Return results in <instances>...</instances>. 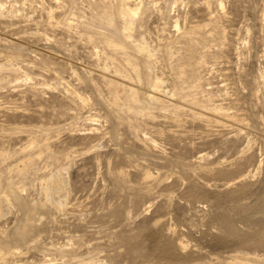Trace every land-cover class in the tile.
I'll return each mask as SVG.
<instances>
[{
	"label": "rangeland",
	"instance_id": "1",
	"mask_svg": "<svg viewBox=\"0 0 264 264\" xmlns=\"http://www.w3.org/2000/svg\"><path fill=\"white\" fill-rule=\"evenodd\" d=\"M236 263L264 264V0H0V264Z\"/></svg>",
	"mask_w": 264,
	"mask_h": 264
},
{
	"label": "bare ground",
	"instance_id": "2",
	"mask_svg": "<svg viewBox=\"0 0 264 264\" xmlns=\"http://www.w3.org/2000/svg\"><path fill=\"white\" fill-rule=\"evenodd\" d=\"M127 0H125V2H126ZM128 3V2H127ZM131 3V2H130ZM123 4V3H122ZM126 4V3H125ZM137 4V3H136ZM128 5V4H127ZM130 5V4H129ZM137 7V6H136ZM135 8V7H134ZM137 10L138 9H131L130 7H128L127 6V8L126 9H124V8H122V14H124V15H126L127 17H128V21H127V23H128V26H126L125 27V31H127L128 29H129V27H130V24H132V20L134 19L133 17L135 16V14H137ZM120 12H121V10H120ZM121 14V13H120ZM121 14V15H122ZM106 15V14H105ZM107 16V15H106ZM125 16V17H126ZM104 17V16H103ZM108 18V17H107ZM104 19V18H103ZM106 22H107V19H106ZM125 23V22H124ZM125 25H126V23H125ZM131 28V27H130ZM109 43V42H108ZM140 46V45H139ZM139 46H138V48L137 49H139ZM141 49V53L143 54L144 53V55H146V57H145V60H144V62L142 63L143 65H144V67H148V62H149V59L148 58H150V54H152V53H150L149 52V49H147L146 47H141L140 48ZM136 50V49H135ZM138 51V50H137ZM139 52V51H138ZM152 52V51H151ZM141 55V54H140ZM141 63V62H140ZM150 64V63H149ZM151 65V64H150ZM147 71V70H146ZM138 72V71H137ZM153 78H155V77H153ZM153 80H155V79H153ZM158 80V79H157ZM155 81V82H152V84H151V82L149 83V84H151V90H152V93L151 92H149V93H151V94H147L146 96H145V101L146 100H152V101H154V102H157L159 99V97L158 96H155V92L156 91H158V89L161 87L160 86V82L159 81ZM131 92V91H130ZM132 94H133V92H131ZM145 95V94H144ZM132 97V96H131ZM133 98V97H132ZM134 98H135V95H134ZM158 103H161V102H158ZM157 104V103H156ZM54 182V181H53ZM62 183V182H61ZM55 184V183H54ZM56 186V185H55ZM57 187H58V185H57ZM54 188H56V187H54ZM13 189V188H12ZM47 191V190H46ZM237 264V263H236Z\"/></svg>",
	"mask_w": 264,
	"mask_h": 264
}]
</instances>
